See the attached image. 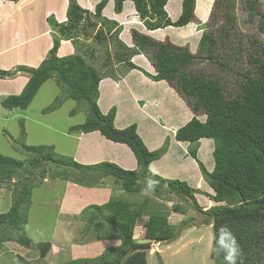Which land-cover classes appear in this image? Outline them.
<instances>
[{
  "label": "trees",
  "instance_id": "obj_1",
  "mask_svg": "<svg viewBox=\"0 0 264 264\" xmlns=\"http://www.w3.org/2000/svg\"><path fill=\"white\" fill-rule=\"evenodd\" d=\"M107 1L100 0L91 13L83 9L77 0H68L66 22L58 23L52 17L49 19L50 25L57 27L60 36L66 39L76 38L82 25L91 29L97 27L99 33L96 39L101 41L108 36L106 48H113L115 61L124 64L126 71L136 69L154 82L165 81L185 100L194 116L176 129L174 139L188 144L189 156L197 163L203 180L213 192L209 199L214 205L203 210L195 197L200 193L198 189L189 186L186 181L163 178L151 171L150 164L167 152L168 144L164 142L159 149L150 151L138 135L135 124L122 129L115 127V109L111 108L104 114L97 104L102 75L87 65L78 54L57 56L60 44L59 39L55 38L46 58L36 68L19 66L17 71L0 69V80L13 78L15 72L29 75L22 91L3 98L1 107L6 110H26L41 86L46 81L53 80L61 94L42 112L57 110L69 99L78 105L84 102L87 107L86 118L82 124L71 126L69 132L97 131L111 142L125 144L135 157L136 168L127 170L107 161L83 165L71 157L56 154L54 147L50 145L22 143L27 155L24 160L0 154V187L3 182L16 179L10 208L6 213L0 214V250L5 242L14 241L23 246L31 244L25 229L32 190L40 186L49 167H53L55 170L50 176L54 179L78 185H95L111 177L119 183L121 191L145 194L138 207L136 202L119 198H111L106 203L95 206L90 221L96 236L108 241L118 239L120 243L107 247L96 258L79 259L70 264H147L144 251H132L141 246L134 243L133 232L137 221L146 217L140 228V239L166 244L174 241L179 226L168 223V211L150 207V198L169 201L170 195L185 202L190 200L194 211L202 217L203 225L211 226L209 256L214 264H226L223 254L218 255L214 251L217 231L221 225H227L231 229L240 246L241 255L237 264H264L263 45L255 37L245 41L248 43L246 45L239 35L236 29L237 18L233 13L235 0H213L208 21L201 25L204 31L198 40L196 54H192L186 46L156 41L134 29L131 30L133 47H128L118 37L121 27L114 20L102 16ZM124 1L126 0H113L116 14L121 13ZM129 1L133 2L140 21H143L148 30L167 26L182 27L194 21L195 0H181V13L175 21L169 20L163 9L168 0ZM210 1L207 0V9ZM245 11L249 20L257 19V31L264 33V10L259 9L257 0H246ZM138 54H143L151 61L154 74L131 62L130 59ZM244 55L248 67L236 72L234 87L228 91L226 85L216 78V72L203 75L190 71L195 64L209 59L210 63L230 76L233 65ZM103 64L105 68L108 67L110 57ZM75 113L74 109L69 112L70 115ZM199 113L204 116L203 120L195 116ZM24 134L21 120L20 142ZM202 139L212 140L213 143V167L210 171L198 159ZM148 177L158 182L154 191L147 189ZM170 211L181 215L186 213L182 205L173 206ZM102 214H105L103 226L95 223ZM180 227L187 226L181 223ZM39 244L42 255H45L50 249V243Z\"/></svg>",
  "mask_w": 264,
  "mask_h": 264
},
{
  "label": "rangeland",
  "instance_id": "obj_2",
  "mask_svg": "<svg viewBox=\"0 0 264 264\" xmlns=\"http://www.w3.org/2000/svg\"><path fill=\"white\" fill-rule=\"evenodd\" d=\"M65 1H67L65 9L67 10L68 0H18L16 3L21 2L20 5L22 6L20 8L24 7L26 9L30 8V6H40L39 12L27 13L23 21H33L34 23L36 21L35 15L37 14L38 24H36L35 29L41 30L44 27L45 37H42V40L38 38L31 41L29 39L36 34L27 37L23 35V29L22 33H15L16 31L14 30L12 37L15 38V40L10 42V26L4 25V27L0 25V54L3 53V51H1L2 48L9 44L10 46H16L17 50L19 49L23 52V49L28 47L32 42L39 43L40 46H38V48L41 49L42 46L45 47L49 42L52 44L53 40L58 38L60 46L57 51V56L64 54L63 48H68L69 53L67 55L78 54L82 56L87 65L98 71L102 75V78L106 77L108 80L114 81L112 85L120 89L122 88L121 90H123L125 85H128V79L130 77L124 79L123 82L118 80L117 77L122 78L124 76V74H122L124 73L123 71L127 73L129 70L126 71L124 64L115 61L113 48L110 46L106 48V40H108L107 35L105 40L100 41L96 39V35L99 33L97 27L91 29L87 28L86 25H82L81 29L77 31L76 38L66 39L60 36L57 27L50 25L51 21L49 22V19L53 17L56 20V15H43V13L47 12L49 9L56 10L59 13L64 12L63 5ZM126 1L123 2V5ZM201 1L204 4V10L201 8ZM201 1L199 12L200 14H204V11L207 10V2L205 0ZM257 3L259 4V9L263 11L264 0H257ZM245 4L246 0H235L234 2L233 13L237 18L236 29L246 45L250 37H255L260 40L264 47V33H259L257 31L256 18L249 20L248 14L245 11ZM123 5L122 10L124 11ZM128 5L130 6V4ZM11 7L13 6L0 0V22H9L6 18L11 14ZM209 13L210 11L208 10L204 22H202L200 14H195L194 21L191 22L192 25H189L187 28H185V26L177 28L166 27L161 33L154 34L153 32L147 31L145 26H142L137 14L134 13L133 21L126 23V21L123 22L119 20L116 22L118 26L121 27L118 37L121 41H125H123L124 45L133 47L130 32L129 34L126 32L128 29L131 31L133 29L132 27H134L138 31L143 32V35L153 40L169 42L176 46H186L192 54H196L198 39L204 31L202 26L199 27V25L200 23L208 21ZM103 17L111 20L108 16ZM112 17H114V15ZM65 22L66 20L63 23ZM126 24L128 25L127 27ZM102 29H105L104 26ZM105 31L106 30H104V32ZM73 33L74 32H72V36H74ZM123 34H127L128 40L124 38L125 36H123ZM18 36L19 38H17ZM161 37L163 38L161 39ZM43 47L42 49L45 50ZM51 47L52 45H50V49ZM48 52H46L45 58ZM28 55L30 54H25L27 58ZM2 57L6 60L14 58L11 53L0 56V59ZM107 57H110V65L105 68L103 63L107 60ZM132 59L133 58L130 59L131 62L133 61ZM19 60H13L17 62V64L10 68V70L17 71L19 66H25L23 63L24 60H21V58H19ZM134 62L148 73H155L151 61L143 54L138 55L132 63ZM27 63L25 67L34 68L30 60L29 62L27 61ZM247 67L248 65L244 55L240 61L235 62L233 65V73L230 74V76L220 71L213 63H210L209 59H204L200 64H195L190 68V71L203 75L216 72V78H218L224 86L226 85L225 87H227L228 91L234 87L237 76L236 72L239 69L245 70ZM20 74L24 73L15 72L14 77L8 78V80H14L16 76H22ZM25 75L28 78L29 75ZM103 81L105 82V80ZM134 81V78L129 79V82L133 83ZM158 82H163V85H166V87L168 86L172 92H175L167 82ZM131 85L133 84H129L128 87ZM153 88L154 87L151 86L150 89L144 90V87H139L144 96L139 106H142V102L144 101L148 102V99H157L159 103L161 100L164 101L165 107L163 109H161V106H157L153 108V111L149 110L150 117L154 115L152 121L156 123V125L169 122L173 127L178 126L177 128H179L182 126L180 123L185 124L194 116L193 111L187 106L185 100L178 95L177 92H175V94L173 93V95L170 92L172 95L170 96L168 93H161V88H159V86H155V89ZM2 90L6 89L4 88ZM0 94L2 95L1 90ZM60 94L61 90L56 83L53 80H48L38 90L35 98L26 111L18 109L6 110L0 106V154L24 160L27 157L22 147V143H24L26 145H50L54 147L56 154L69 157V150L73 144V140L67 136V132H69L68 128L74 125H80L84 122L87 115V107L84 102L78 105V103L69 99L63 103L61 108L52 112L43 113L42 110L50 106L55 97ZM122 95V102L125 105L127 103V97ZM136 95H138L137 91ZM1 98L3 97H0V99ZM117 99L119 98L112 95L109 98L111 102ZM178 99H180L181 102H178ZM106 100L107 96L103 99V102H106ZM102 105L104 106V104ZM111 108H114L116 113L117 108L115 105H112L107 111ZM73 109L76 110V113L75 115H70L69 112ZM101 112L103 113L104 111L101 110ZM180 115H184L183 118L180 119L181 121H176V118ZM195 116L200 120L204 119V116L200 113ZM21 120H23L25 131L22 142H20ZM171 132L172 131L169 130L165 141L157 148L159 149L163 146L164 142L168 144L167 152L164 154V160L161 161V165L162 167L164 165L165 169L170 171V174L166 177H163L161 174L159 175L163 178L186 181L189 186L198 189L200 193L196 194V200L199 206L202 207L203 210H206L214 205L209 199V196L212 195L213 192L203 180L197 163L189 156V146L181 147L179 145L177 147H171L172 144H170V140L171 138L174 140V135ZM170 135L171 137H169ZM212 150V140H210V142L205 141L200 143L198 148V159L208 171L213 167ZM98 154L104 158L111 157L110 154L104 151ZM54 170L53 167H49L40 186L32 190L31 204L26 213L27 223L25 229L26 235L31 239V244L29 246H23L14 241L3 243L2 249L0 250V264H70L71 261L79 259L96 258L100 256L107 247L119 245L120 241L114 239L106 243L100 241L98 238L99 236H95L90 221V218L94 215L95 206L102 205L111 198H119L124 201L136 202V207H138L145 197L143 193L120 192L119 183L111 177H107V179L95 185H78L71 181L52 178L50 175ZM161 170L162 168L160 169L159 167V171ZM15 181L16 179L13 178L10 182H3L2 187H0V214L6 213L10 208L12 189L14 187L13 183ZM168 200L169 201H164L163 199L158 200L150 198V207H152V209H160L163 212L168 211V223L170 225L179 226V232L174 241L166 244L140 239V228L146 220V217H144L140 221H137L133 232L134 243L141 246L133 248L132 251H144L147 264H214V261L209 256L212 241L211 226L203 225L202 217L194 211L190 200L185 202L172 195L169 196ZM178 205H182L186 209L184 215L175 214L170 211L173 206ZM104 215L105 214L100 215L99 219H97L98 221H95V223L98 222L99 225L103 226ZM181 223H184L187 227L181 228ZM86 227L89 228L88 232H85ZM43 242H49L51 245L45 255H42L39 244Z\"/></svg>",
  "mask_w": 264,
  "mask_h": 264
},
{
  "label": "crops",
  "instance_id": "obj_3",
  "mask_svg": "<svg viewBox=\"0 0 264 264\" xmlns=\"http://www.w3.org/2000/svg\"><path fill=\"white\" fill-rule=\"evenodd\" d=\"M3 1L8 3L10 6H13V7H11L12 8L11 14H9V17L6 18L9 22H6V21H5V23L0 22V25L10 26V28H9L11 30L10 42H13V40H15V38L12 37L14 30L16 31L15 33H19V32L22 33V29H23V31H24L23 35L27 36V37H31V35L36 34L32 38L29 39L31 41L38 39V38L41 39L42 37H45L44 27L41 30L35 29L36 24H38L37 23V20H38L37 14L35 15L36 21L34 23H33V21H29V22L23 21V19L25 18L27 13L37 12L38 10H40L39 5H35V7L30 6V8L25 9L24 7L20 8L22 6V5H20L21 2L15 3V2H10V1H6V0H3ZM99 1L100 0H77L78 4L83 9L88 10L90 12H93L95 5ZM205 1L207 2V0H205ZM211 2H212V0L210 1L209 5H208V9L206 11H204V14H200V12H199L200 2H199V0H196L195 14L201 15L202 22H204V20H205V15L207 14V11L210 10ZM128 4H130V6ZM66 5H67V1H65L64 5H63V10L66 9ZM113 6H114L113 0H108L105 8L102 10L103 16H108L109 18H111V20H114L115 22H118L119 20H121L123 22L126 21V23H127L129 21L134 20L133 14L135 13V10H134L133 3L131 1H126L124 3V5H123L124 11L122 10V12L119 14L113 13L114 12ZM203 6H204V4L201 1L202 10H204ZM164 8H165V11L167 12L168 16L170 17V19L172 21H174L180 15L181 0H169L166 3ZM44 14L56 15L55 18H56L57 22H64L66 20V10L62 13H59L56 10H50L49 9L47 12H44L43 15ZM112 14L114 15V17H112L113 16ZM120 23H122V22H120ZM128 24H130V23H128ZM15 25L17 28L15 27ZM189 25L191 26L192 24L186 25L185 28L189 27ZM127 26L128 25L126 24V27ZM13 27H14V29H13ZM132 28H134V27H132ZM163 29H158V30H153V31L147 30V31L153 32V34H154V33H161ZM123 32H124V30H123ZM126 33L129 34V29L127 30ZM127 34H123V36H125L124 38H126V40H128ZM46 36H47V33H46ZM17 38H19V36ZM158 38H160V37H158ZM162 38L163 37H161V39ZM29 40H27V41H29ZM50 45H52V44L49 42V44L47 43V45L45 47L42 46L45 49V50H43L42 47H41V49L38 48V46H40L39 43L32 42L28 47L25 46L26 48L23 49L24 51L22 52L19 49L17 50L16 46H10V44H9L8 46H5L2 48L1 51H3V53H1L0 56H4L5 54L11 53V55L14 56V58H11L10 60H6V59H4V57H2L0 59V69L10 70V68H12L15 64H17V62H15L13 60L18 61L19 58H21V60L22 59L24 60V62L23 61H21V62H23L25 64V66H27V64H28L27 61L29 62V60H30L33 67L36 68L41 63V61L45 58L44 56L46 55V52L49 51ZM21 50H22V48H21ZM59 51H60V49H59ZM63 51H64V54L58 55L59 57L68 56L67 54L69 53V49L63 48ZM61 52H62V49H61ZM26 53L30 54V55H28V58L25 56ZM137 56L138 55L133 56L132 60L134 61ZM134 64H135V62H134ZM20 75H22V76H18V77L16 76V78L14 80H8V79L0 80V90L2 91V95L0 94V97L5 98L9 95H16L22 91L24 85L28 81V78L26 77L25 74H20ZM127 77L128 78L130 77L129 79L134 78L135 81L132 83V82H129V79H128V85L129 84H133V85H131L130 87H128V85H125L123 90H121L122 88L120 89L116 86H113L112 83L114 81L112 82L111 80H108L106 77L101 78V81H100L99 86H98V99H97L98 107H99L100 111L103 110L104 111L103 113H106V112H108L107 110L112 105H115L117 108L116 113H115V118H114L115 127L122 129V128H125L131 124H135L137 126V133L141 137V139L143 140V143L148 148V150H150V151L155 150L165 140L166 136H168L167 133H169V130H171L172 131L171 133H173V135H174L178 126L173 127V125L169 124V122L156 125V123H154L152 121L154 115H152V117H150L149 110L153 111V108H155L157 106L158 107L161 106V109H163L165 107L164 101L161 100L159 103V101L157 99H155V100L148 99V102L144 101V102H142L143 103L142 106H139V103L141 102L142 97H144L142 95V92H141L142 90L140 91L139 87H144V90H145V89H150L151 86L154 87L153 89H155V86H159V88H161V93H168L170 96H172L173 93L175 94V92H172V90L168 86L166 87V85H163V82H153L151 79L144 76V74L142 72H140L136 69L129 70L127 73H124V76L122 78H119V77H117V78H118V80H121L123 82L124 79H126ZM103 80H105V82ZM116 82H118V81H116ZM4 88L6 90H2ZM136 91H137L138 95H136ZM170 92L172 93V95ZM122 94L127 97V99H126L127 103L125 105L122 102V98H121ZM111 95L116 97V98H119V99L111 102L109 100ZM106 96H107V100H106V102H103V99ZM3 98H1L0 100H2ZM178 100H179L178 102H181L180 99H178ZM102 104H104V106ZM123 105H124V107H123ZM101 106H103V107H101ZM161 109H159V110H161ZM13 110H17V109H13ZM18 110H20V109H18ZM26 110H23V111H26ZM154 111H156V110H154ZM183 116L184 115L178 116L176 118L177 119L176 121L183 118ZM170 122H173V121H170ZM180 124L183 125V123H180ZM171 135L169 137H171ZM67 136H68V138H71L73 140V144L69 150V157H71L73 160H75L78 163H81L83 165H91V164H96L99 162L107 161V162H113V163L117 164L118 166H120L121 168L127 169V170H134L136 168L135 157H134L133 153L131 152V150L125 144L111 142V141L105 139L97 131L90 132V133L67 132ZM95 136H97V137H95ZM205 141L210 142V140L202 139L200 141V143L205 142ZM170 144H172L171 147H174V146L177 147L179 145L181 147H183V146L188 145L187 143L177 142V141H175V139L172 140V138L170 140ZM102 151H104L107 154H110L111 157L104 158L103 156L99 155L98 153L99 152L101 153ZM164 156L165 155H163L160 159L152 162L150 164V169L152 172H154L158 175L161 174L163 177H166L167 175L170 174L169 173L170 171L168 169L166 170L164 165H163L164 168L161 165L162 164L161 161L164 160ZM159 167H160V169L162 168L161 171H159ZM105 179H107V178H105ZM105 179H103V181ZM55 181H58V180H55ZM120 192H123V191H120ZM88 231H89V228L86 227L85 232H88ZM93 232H95L94 229H93ZM96 235H97V233L95 232V236ZM99 239H100V241H104L106 243L111 241V240L110 241L102 240L100 237H99Z\"/></svg>",
  "mask_w": 264,
  "mask_h": 264
},
{
  "label": "clouds",
  "instance_id": "obj_4",
  "mask_svg": "<svg viewBox=\"0 0 264 264\" xmlns=\"http://www.w3.org/2000/svg\"><path fill=\"white\" fill-rule=\"evenodd\" d=\"M169 1V0H168ZM167 1V2H168ZM132 2V1H131ZM213 2V0H212ZM212 2H211V5H212ZM16 3V2H15ZM133 3V2H132ZM166 5V4H165ZM134 6V4H133ZM195 6H196V0H195V3H194V15H195ZM165 7V6H164ZM164 11H165V8H163ZM210 9H211V6H210ZM135 10V8H134ZM94 11V10H93ZM210 11V10H209ZM122 12V11H121ZM166 12V11H165ZM93 13V12H91ZM135 13L137 14L136 10H135ZM181 13V12H180ZM119 14V13H118ZM166 15H167V12H166ZM138 16V15H137ZM139 18V16H138ZM167 18L170 19V17L167 15ZM140 21V20H139ZM172 21V20H171ZM175 21V20H174ZM140 23L142 24V26L144 27V24H143V21H140ZM191 24V23H189ZM204 24V23H202ZM200 23L199 26L202 25ZM188 25V24H187ZM186 26V25H185ZM167 27H173V26H167ZM146 28V27H145ZM166 28V27H165ZM177 28V27H175ZM134 30L138 31L136 28H133ZM147 29V28H146ZM160 29H163V28H160ZM148 30V29H147ZM158 30V29H157ZM150 31H153V30H150ZM130 32V35H131V31ZM139 33H142L144 34L143 32H140L138 31ZM132 39V38H131ZM127 46V45H126ZM129 47V46H128ZM140 55V54H138ZM133 58V57H132ZM133 62V61H132ZM136 65V64H135ZM150 167V166H149ZM146 183H147V189H150V190H153L155 189V186L156 184L158 183L157 181H154L151 179V177H148L146 178ZM146 194H147V190H146ZM214 251L220 255V254H223L224 256V259H225V262L226 264H237V260L238 258L240 257L241 255V251H240V246L234 236V234L232 233L231 229L227 226V225H221L220 228L218 229L217 231V236H216V245H215V248H214Z\"/></svg>",
  "mask_w": 264,
  "mask_h": 264
},
{
  "label": "water",
  "instance_id": "obj_5",
  "mask_svg": "<svg viewBox=\"0 0 264 264\" xmlns=\"http://www.w3.org/2000/svg\"><path fill=\"white\" fill-rule=\"evenodd\" d=\"M140 249V248H139Z\"/></svg>",
  "mask_w": 264,
  "mask_h": 264
}]
</instances>
